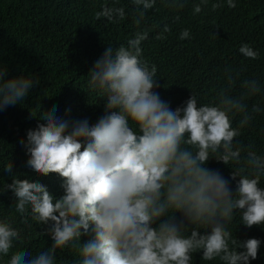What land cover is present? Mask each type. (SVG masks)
<instances>
[{
    "label": "clouds",
    "instance_id": "1",
    "mask_svg": "<svg viewBox=\"0 0 264 264\" xmlns=\"http://www.w3.org/2000/svg\"><path fill=\"white\" fill-rule=\"evenodd\" d=\"M132 3L139 26L156 0ZM207 3L200 0L193 14ZM226 3L236 7L235 0ZM168 6L182 9L185 4L168 0ZM221 6L218 0L212 9ZM102 17L122 21L126 13L105 3L95 13L97 20ZM169 31L165 24L156 39H165ZM189 37L188 29L179 34ZM146 39L148 32L138 31L126 46L108 45L89 70L90 88L99 89L105 99L104 114L95 123L64 119L53 105L40 117L46 123L27 130V166L36 174H58L64 191L54 198L44 184L13 176L5 188L16 197V211L23 215L30 207L32 218L48 225L44 234L53 243L37 253L17 249L20 230L0 221V258L8 257L6 264H55L56 250L69 245L80 256L78 264H191L192 254L201 250L203 260L218 258L223 264H249L257 258L261 241H239L227 225L238 210L246 227L264 225V188L258 186L264 156L248 145L242 157L243 146L234 143L261 112L256 104L249 112L245 103L246 96L260 92L258 81H243L247 92L235 98L230 95L235 77L229 72V87L221 90L217 103L198 104L191 94L173 110L155 91L156 66L142 59ZM239 53L259 56L247 43ZM5 76L0 69V111L21 104L34 87L31 78ZM235 114H241L237 127L232 126ZM212 157L236 165L230 174L235 192L219 170L205 166ZM4 170L11 173V162ZM185 221L194 226L190 234ZM201 228L208 231L201 233ZM82 236L89 237L83 244Z\"/></svg>",
    "mask_w": 264,
    "mask_h": 264
},
{
    "label": "trees",
    "instance_id": "2",
    "mask_svg": "<svg viewBox=\"0 0 264 264\" xmlns=\"http://www.w3.org/2000/svg\"><path fill=\"white\" fill-rule=\"evenodd\" d=\"M178 2L185 6L178 9L169 7L168 0H156L155 7L145 12L137 26L134 21L138 9L132 0L117 3L114 0H0V69L6 72L5 79L24 76L34 81V87L21 104L0 111V221L7 220L20 230L17 249L37 253L46 250L53 241L44 234L48 225L38 224L32 218L30 207L23 215L16 211V197L5 188L12 183L13 176L44 184L54 198H59L64 191L63 178L58 174H36L27 166V130L46 123L40 117L53 105L58 106L57 115L64 119L87 118L90 124L95 123L104 114L105 99L99 89L90 88L89 70L108 45L126 46L127 40L138 31L148 32V39L141 43L142 59L149 66H156L159 87L155 91L173 110L183 106L191 94L197 97L198 104L217 103L218 94L229 87V72L235 77L230 91L235 98L247 92L243 81L257 80L260 92L246 96L245 103L249 112L254 104L259 105L261 112L254 114L234 143L243 146L242 157L248 145L264 156V0H235V8H229L226 0H219L222 6L216 10L212 5L218 0H208L197 14H193V6L200 0ZM105 3L123 7L125 19L97 20L95 13ZM165 24L171 31L164 33L165 39H156ZM183 29L189 30V38H179ZM243 43L259 53L257 59L239 53ZM240 119L241 114L232 116V126L237 127ZM10 162L12 171L7 173L4 167ZM205 166L219 170L235 192L236 182L230 179L232 168L236 167L234 163L226 165L212 157ZM258 186L264 188V175ZM174 216L177 221L182 219L179 212ZM187 227L186 234H190L194 226ZM227 228L239 241L259 239L257 258L249 264H264V225L246 227L238 210ZM88 238L82 236L81 244ZM7 259L0 258V264H6ZM79 260L77 250L71 245L56 250L55 264H78ZM191 264L223 262L218 258L203 260L201 250L192 254Z\"/></svg>",
    "mask_w": 264,
    "mask_h": 264
}]
</instances>
